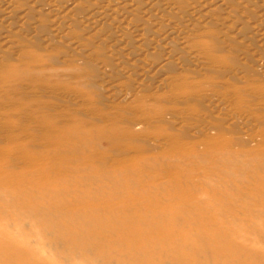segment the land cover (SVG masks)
I'll use <instances>...</instances> for the list:
<instances>
[{"label": "rangeland", "instance_id": "374dc122", "mask_svg": "<svg viewBox=\"0 0 264 264\" xmlns=\"http://www.w3.org/2000/svg\"><path fill=\"white\" fill-rule=\"evenodd\" d=\"M0 240L264 264V0H0Z\"/></svg>", "mask_w": 264, "mask_h": 264}, {"label": "bare ground", "instance_id": "6f19581e", "mask_svg": "<svg viewBox=\"0 0 264 264\" xmlns=\"http://www.w3.org/2000/svg\"><path fill=\"white\" fill-rule=\"evenodd\" d=\"M47 210V209H46ZM81 222V221H80ZM219 222V221H218ZM79 228V227H78ZM79 231V230H78ZM202 233V232H201ZM213 233V232H212ZM126 235V234H125ZM194 236V235H193ZM192 236V237H193ZM247 238V237H246ZM190 239H192V238H190ZM1 241V240H0ZM187 241V240H186ZM195 242H196V240H195ZM232 242V241H231ZM4 243L6 244V242L4 241ZM171 243V242H170ZM187 243V242H186ZM229 243V242H228ZM8 244V243H7ZM6 244V245H7ZM230 244V243H229ZM215 245V244H214ZM198 246V245H197ZM8 247V246H7ZM196 248V246L194 247V249ZM17 251V250H16ZM198 251V250H197ZM0 252H1V250H0ZM231 253V252H230ZM233 253V252H232ZM26 254V253H25ZM18 255H20V254H18ZM227 255V254H226ZM233 255H234V253H233ZM1 256V255H0ZM232 256V255H231ZM228 258V257H227ZM32 260H34V259H32ZM34 262V261H33ZM0 264H14V262H13V260L8 256V255H5V256H1L0 257Z\"/></svg>", "mask_w": 264, "mask_h": 264}]
</instances>
